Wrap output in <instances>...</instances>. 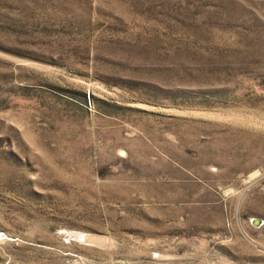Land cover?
I'll list each match as a JSON object with an SVG mask.
<instances>
[{"label":"rangeland","instance_id":"1","mask_svg":"<svg viewBox=\"0 0 264 264\" xmlns=\"http://www.w3.org/2000/svg\"><path fill=\"white\" fill-rule=\"evenodd\" d=\"M0 264H264V0H0Z\"/></svg>","mask_w":264,"mask_h":264},{"label":"water","instance_id":"2","mask_svg":"<svg viewBox=\"0 0 264 264\" xmlns=\"http://www.w3.org/2000/svg\"><path fill=\"white\" fill-rule=\"evenodd\" d=\"M262 223H263L262 219H259V218L253 219V225H255L257 227L261 226Z\"/></svg>","mask_w":264,"mask_h":264}]
</instances>
